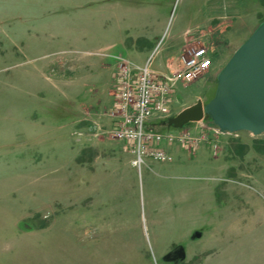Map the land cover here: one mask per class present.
<instances>
[{
	"label": "rangeland",
	"instance_id": "rangeland-1",
	"mask_svg": "<svg viewBox=\"0 0 264 264\" xmlns=\"http://www.w3.org/2000/svg\"><path fill=\"white\" fill-rule=\"evenodd\" d=\"M263 21L264 0H0V264H171L178 245L182 264H264V134H224L207 116L168 125L213 99ZM124 29L153 50L120 53ZM185 39L175 57L206 46L211 69L178 83L148 129L190 137L195 150L164 142L174 162L139 171L111 134L116 62L154 72Z\"/></svg>",
	"mask_w": 264,
	"mask_h": 264
},
{
	"label": "built area",
	"instance_id": "built-area-1",
	"mask_svg": "<svg viewBox=\"0 0 264 264\" xmlns=\"http://www.w3.org/2000/svg\"><path fill=\"white\" fill-rule=\"evenodd\" d=\"M211 55L206 46L188 48L178 57L179 67L161 79L151 71L152 62L138 67L135 64L124 65L117 60L120 124L111 134L131 145L132 165L139 171L147 160L174 162V154L161 146L164 142L187 144L191 146L190 150H195L196 143L188 140L190 137L170 131L162 135L149 129L152 120L169 113V97L178 83H192L210 71Z\"/></svg>",
	"mask_w": 264,
	"mask_h": 264
},
{
	"label": "water",
	"instance_id": "water-1",
	"mask_svg": "<svg viewBox=\"0 0 264 264\" xmlns=\"http://www.w3.org/2000/svg\"><path fill=\"white\" fill-rule=\"evenodd\" d=\"M206 116L224 134H264V21L219 73L213 99L206 105L199 100L170 119L168 125L183 129ZM201 237L202 233L196 231L191 239ZM174 252L181 254L182 261L186 259L184 247Z\"/></svg>",
	"mask_w": 264,
	"mask_h": 264
},
{
	"label": "crops",
	"instance_id": "crops-1",
	"mask_svg": "<svg viewBox=\"0 0 264 264\" xmlns=\"http://www.w3.org/2000/svg\"><path fill=\"white\" fill-rule=\"evenodd\" d=\"M127 30V29H126ZM125 29L123 30V31H120L118 34L120 35V41H119V45H117V46H115V47H119V48H121V50H120V53H122V54H125L126 55V53L128 52H132V53H136V54H142L143 53V49H145V48H148V47H150V46H148V47H145V46H142L141 44H140V40L141 39H137V40H131V42H130V40H129V42H127L126 40H123L124 38H125V36H127L128 34V31H126ZM111 39V38H110ZM109 39V41L108 42H111L112 40H110ZM108 42H107V44H108ZM186 39L179 45V46H177L178 48H177V50L175 51V52H168L166 55H164L163 57H162V59L160 60V62H159V64L154 68V72L155 73H158V74H160V73H163V71L165 72V73H167V72H169V69H171L172 68V65H173V62H176V60H177V57H175V55H177V54H179L180 52H181V50L186 46ZM111 43H113V41L111 42ZM128 43V44H127ZM114 47V48H115ZM148 49H150V51H152L153 50V46L152 47H150V48H148ZM146 50V49H145ZM113 63V62H112ZM134 63V62H133ZM136 64V63H135ZM140 65V64H139ZM93 68H99V67H97L96 65H93ZM113 68V70H114V66L112 67ZM112 70V71H113ZM172 70V69H171ZM115 90H116V85L114 86V87H112V89H109L108 91H107V95H106V97H105V100H104V107L105 108H107V107H111V105H113V101H114V99H115V97H114V95H113V92H115ZM100 108H98V109H94L92 112H91V114L92 115H94V116H97L99 113H100ZM79 114V113H78ZM80 123H81V121H80ZM88 125L89 123H86V122H83L82 121V124L80 125V126H82V125ZM93 124V123H92ZM90 125V124H89ZM156 125V124H155ZM95 127L93 126V125H91V130H93ZM96 129H97V127H96ZM99 131H100V129H99ZM98 131V132H99ZM125 146H124V148L123 149H125L126 148V150H123L122 152L124 153L125 151L127 152H125V154H127V155H129V157H130V159H132V155L130 154V152H129V147H130V145L128 144V143H125L124 144ZM132 166V165H131Z\"/></svg>",
	"mask_w": 264,
	"mask_h": 264
},
{
	"label": "flooded vegetation",
	"instance_id": "flooded-vegetation-1",
	"mask_svg": "<svg viewBox=\"0 0 264 264\" xmlns=\"http://www.w3.org/2000/svg\"><path fill=\"white\" fill-rule=\"evenodd\" d=\"M180 247H184V246L178 245V246L174 247L171 250V253H173V254L168 255V257H166L164 260L166 261V259H167V261L170 262L171 264H182V262H184L185 260L184 261L181 260V254L179 252H174L175 250H177Z\"/></svg>",
	"mask_w": 264,
	"mask_h": 264
}]
</instances>
